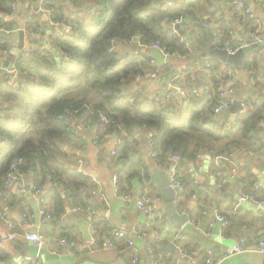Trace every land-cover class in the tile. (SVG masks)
Masks as SVG:
<instances>
[{"label": "crops", "instance_id": "0c3cea01", "mask_svg": "<svg viewBox=\"0 0 264 264\" xmlns=\"http://www.w3.org/2000/svg\"><path fill=\"white\" fill-rule=\"evenodd\" d=\"M168 1L172 0L153 2L155 5L166 6ZM198 1L188 11L200 19L192 21V17L186 16L188 24L185 19L184 25L180 26L181 36L190 49L187 54L174 52L165 54L161 47H153L150 42L142 43L138 35L131 40H119V43H114V50L119 54H145L149 60V68L143 73L135 74L132 81L125 84L123 90L154 97L166 106L170 105L172 101L167 97L166 84L175 75L174 69L155 78L148 77L147 74L155 67L166 63H170L174 68L184 66L194 76L193 79L191 78L193 88L202 91L209 84L206 89L214 92L212 77H216L224 96L235 98V102L239 101L241 110L226 112L234 102L219 115L221 119L231 121L237 119L242 111L254 106L255 101L260 97V83L264 79L255 85L251 83L250 76H240L237 73L235 79L228 77L223 71L224 66L230 65L233 68L234 66L218 59H211L208 56L205 38H211L212 44L216 47L220 44L222 46L219 48H224L225 40L221 41V38L215 34L222 23L227 25V37L240 39L243 46L251 45L252 52L246 58H258L261 65L257 70L259 74L264 72L262 63L264 44L259 46V44L247 43L251 41V30L239 24L241 13L235 14L234 6L231 9L228 0ZM250 1L254 3L256 10L251 7ZM65 2V4L60 3L65 11H74L83 6V2L69 0ZM245 2L254 10L264 32V11L259 4L261 1L245 0ZM10 6L12 10L9 13L0 12V20L3 22L1 26L4 28L0 32L6 33L1 38L7 45V51H3L0 55V86L6 83L5 71L11 70L17 64L20 67L18 80H31L35 62L31 56L33 50L51 44L54 34L67 29L62 23L55 24L51 20L52 12L49 11L51 7L46 5L45 0H15ZM221 14L225 16L222 18ZM29 17L31 19L27 22L26 19ZM31 21L32 26L28 29L27 24ZM6 24L11 26L6 27ZM232 43L236 44V41ZM20 53L24 54L23 58L16 64ZM206 60L209 61L210 67L204 70L202 66ZM185 73L179 78L181 84L185 83ZM213 96L212 93L211 97ZM260 103L259 101V106ZM73 123L74 135L63 144L67 154L65 163L76 167L78 171L82 170L83 175L88 176L93 182L94 188L90 195L85 197L86 200H82L62 184L36 172L33 168L21 167L19 173L22 175V181L11 186L7 185L12 195L3 201L6 219L0 218V238L10 232L9 221H11L15 223L17 230L23 229L24 226H27L28 231L42 230L46 236L47 246L39 250L32 241L18 234L11 240L0 242V252L6 254L0 253V262L4 264H31L36 261L39 264H133L132 259L135 258V264H150L152 259H155L157 264H206L205 252L206 249H211L214 255H219L221 258L218 264H264V253L257 247L258 241L264 240V215L250 203L241 204L234 211L239 190L252 191L257 198L264 201V119L259 125V137L251 142L250 149L234 151L230 157L223 160L201 154L199 157L195 156L182 162L181 165L177 164L179 179L187 182L185 188H181L179 194H176L177 213L187 215V220L182 225L170 221V215L165 212L167 204L159 194L155 171L167 173L168 165L160 167L151 155L150 141L153 136L151 129L141 127L129 135L134 149L128 152L127 156L121 157L119 149L121 145L117 143L116 134L104 132L94 143L97 132L95 125L90 127L80 119ZM235 168L237 170L234 177L229 178V183L219 185L223 177L216 173L221 171L224 175ZM115 174L118 176L121 190L135 196L143 195L147 191L145 182L151 177L152 186L149 191L154 196L157 209L163 215L162 218H148L137 210L132 201L117 198L112 180ZM34 179L43 184L44 202L42 203L26 191ZM50 188L60 195L63 202V211H59L56 215L55 203L48 196ZM15 198L17 200H14ZM42 208L49 214V218L42 227H38L37 223L41 218L39 211ZM217 214L228 219L226 227L216 218ZM60 217H64L63 223L60 222ZM84 224L87 231L82 228ZM133 226H136L141 234L140 237L134 236L133 250L123 241H118L112 248L101 247L110 227L129 230ZM180 229L183 234L182 239L173 242L174 234ZM62 233L66 235L63 237L74 242L73 247L60 243ZM239 238L245 239L244 251L232 252L231 246ZM178 243L186 249L185 258H182L176 250Z\"/></svg>", "mask_w": 264, "mask_h": 264}, {"label": "trees", "instance_id": "16d2710c", "mask_svg": "<svg viewBox=\"0 0 264 264\" xmlns=\"http://www.w3.org/2000/svg\"><path fill=\"white\" fill-rule=\"evenodd\" d=\"M13 1L0 0V12L9 13ZM69 1L83 2V6L65 11L58 0H45L53 10L51 20L68 28L53 35L51 48L33 50L31 80H17L0 93V215L4 213L3 201L12 195L5 177L12 161L18 158L20 168L31 167L86 200L94 184L76 167L65 163L67 154L63 147L73 137V122L78 119L90 127L95 125L98 137L104 132L120 136L121 157L134 149L129 135L141 127L151 129L155 161L163 167L175 154L181 165L197 154L223 160L234 151L252 147L251 142L258 139L259 125L264 119V80L254 106L242 111L232 127H227L225 120L213 113L215 100L222 90L216 77H212L214 92L205 88L194 93L192 74L186 69L182 84L185 95L169 106L154 97L123 90L135 74L149 68V60L145 54H119L114 50L115 39L128 41L138 35L142 43L156 42L169 53L185 55L189 46L181 33L169 26L168 20L180 15L184 21L186 16L192 17V21L199 20L200 17L188 11L198 0H172L166 6L155 5L154 0ZM260 1L264 11V0ZM228 2L232 9L233 0ZM240 18L241 26L254 28L251 20ZM31 24L32 21L27 24L28 29ZM216 33L221 41L225 40L227 25L222 23ZM6 49L0 37V55ZM242 66L257 72L261 65L257 57H248ZM101 116L108 122L102 121ZM180 182L184 189L187 182ZM48 196L55 203L54 214L63 211L62 199L54 189H49ZM63 236L66 235L62 233Z\"/></svg>", "mask_w": 264, "mask_h": 264}, {"label": "built area", "instance_id": "2783aa9c", "mask_svg": "<svg viewBox=\"0 0 264 264\" xmlns=\"http://www.w3.org/2000/svg\"><path fill=\"white\" fill-rule=\"evenodd\" d=\"M234 2V9L233 12L235 14H240L241 13V17L242 19H248L251 20L254 23V28L250 31V37H251V41L250 43L252 44H264V32L261 26V23L259 22V19L257 18V15L255 14L254 10L245 2V0H233ZM167 4H171L170 1L167 2ZM43 8L44 5H43ZM50 13L52 12V9H49ZM30 17L26 19V21H30ZM55 24H60V22L54 21ZM169 26L175 31L177 32V30L174 28L176 25H179V27L184 23V16L180 15L178 17L172 18L170 20H168ZM66 28H68L66 26ZM0 30H4V28L1 26ZM231 36H228L225 41H224V48L227 50V52L229 54H234L239 48L243 47L242 42L240 41V39H234ZM232 41H236V44H233ZM151 45L153 47H161L158 43L153 42L151 43ZM161 49L163 51H165V54H168V52L161 47ZM7 51V50H6ZM24 54L20 53L16 59V64L19 60H21L22 56ZM151 63H153V61H151ZM209 61L206 60L203 63L202 69L207 70L210 65H209ZM173 70L175 71V75H173L172 78L169 79V81L166 84V93H167V97L169 98V100L173 101L176 98H179V96H184L185 95V88L182 86V84L180 83V76L183 75V73L186 70V67L184 66H178L176 68H174L170 63H166L164 65L161 66H157L155 67L152 71H150V73L147 74L148 77H152L155 78L157 77L159 74L165 73V72H169V70ZM20 69L18 68V66H14V68H11V70H7L5 71L6 73V83L4 85L0 86V93L1 90L3 88H5L8 85H14L15 81L18 80V74H19ZM224 73L230 77V78H237V73L234 71V68L231 67L230 65H225L223 68ZM243 74L246 76H250L251 77V83L253 84H257L259 81H262L264 79V72L262 73H257L255 71H252L250 69L247 68H243ZM191 78L193 79L194 76L191 75ZM207 82L209 83V79H207ZM209 84L205 86V88H208ZM192 91L194 93L198 92V89L196 87H194L192 89ZM1 99V97H0ZM235 102V98L233 97H225L223 92H219L217 99L215 100V105L213 107V113L216 115H220L221 112L227 108L230 107V105H232ZM1 103V101H0ZM100 119L102 121H104L105 123L108 122V119H106L104 116H101ZM237 119H233L231 121L227 120L225 121V125L227 127H232L233 125L236 124ZM98 135L95 134L94 136V143H96V141H98ZM117 143L121 142V137L117 135ZM150 146L152 147V151H151V155L155 158L156 156V152L154 151V143L151 140L150 141ZM112 153L114 154L115 151L113 150ZM201 154H197L196 156H200ZM220 158V157H217ZM179 161V156L178 155H172L171 157V162L168 164V168H167V175H168V181H169V187L171 189H176L178 188L179 191L182 188V184L179 180L178 174H177V164ZM20 165H21V159H15L12 161L11 163V169L9 170V172L7 173L6 177H5V183L8 186L13 185L14 183H18L20 181H22V175L21 173H19V169H20ZM159 165V164H158ZM160 166V165H159ZM161 167V166H160ZM236 168L235 169H231L229 173L222 175L221 171H218L216 174L218 176L223 177L219 183V185H223V184H228L229 183V178L230 177H234V174L236 172ZM79 172H81L83 174V171L79 169ZM225 173V172H224ZM231 174V176H229ZM113 183H114V192H115V196L123 201H132L137 210L141 213H144L145 215L148 216V218H152V219H161L162 218V214L158 211L157 206L155 204V200H154V196L150 193L149 188H151L152 186V179L151 177L145 182V187H147V191H145V193L143 195H130L126 192H123L120 189L119 183H118V176L115 174L113 175ZM256 187V186H255ZM42 190H43V184L40 183L39 181H36L35 179L29 184L28 188L26 189V191L37 198V200L42 203L44 202V196L42 194ZM22 191H25V189H22ZM238 198L237 201L234 205V211H236L238 209V207L241 204L244 203H250L252 204L255 209L257 211H259L262 215H264V201L257 198L254 193L252 191H242L239 190L238 191ZM176 194L178 195V192H176ZM39 214L41 215L40 220L38 221L37 225L38 227H42L45 223V221L49 218V214L44 210V208H42L39 211ZM62 216H64L62 214ZM0 218H4L6 219V214L5 212L2 213L0 215ZM216 218L221 221V223L223 224V226H227L228 225V220L222 216L217 214ZM64 221V217H60V222L63 223ZM9 227H10V232L7 233V235L3 238H0V242H3L6 239H13L16 235L20 234L21 236H23L26 240H30L34 243V245L37 247V249H43L44 247L47 246V242H46V236L44 234V232L40 229H36L35 231H28L27 230V226H24L23 229H16V225L14 222L9 221ZM140 237L141 234L140 232H138V229L136 226L131 227V229L127 230V229H122V228H112L110 227L109 233L104 237L102 243H101V247L103 248H112L114 246H116V243L118 241H123L126 246L130 249L133 250V247L135 245L134 242V236ZM183 237V234L181 232V229L176 232L174 234L173 237V242L181 240ZM60 243L61 244H68L70 247H73L75 244L73 241L65 238V237H61L60 238ZM257 247L258 250L262 253H264V240H260L257 243ZM245 248V239L244 238H239L237 241H235L233 243V245L231 246V251L232 252H242L244 251ZM176 250L178 252V254L182 257L185 258L187 256L186 253V249L180 245L179 243L176 244ZM206 256H205V263L206 264H218L219 260L221 261V258L216 255H214V253L212 252L211 249H206L205 252ZM168 256V255H167ZM132 263L135 264L136 260L135 258L132 259ZM31 264H39L38 261L36 262H32ZM150 264H157L155 259H152V262Z\"/></svg>", "mask_w": 264, "mask_h": 264}, {"label": "water", "instance_id": "95a60500", "mask_svg": "<svg viewBox=\"0 0 264 264\" xmlns=\"http://www.w3.org/2000/svg\"><path fill=\"white\" fill-rule=\"evenodd\" d=\"M59 1L61 4L66 3L65 0H59ZM250 5L254 10H256V7L252 1H250ZM174 28L177 31H179V33H182L179 25H176ZM5 35H6L5 32H0V37H4ZM249 42L250 41H247V43ZM114 43H119V39H115ZM205 43L208 46V56L211 57V59H218L224 63L232 64L234 66V71L236 73L240 74V76H245L243 74V68L241 66V63L246 58V56L252 52L251 45L243 46L239 48L234 54H229L225 48H218L215 45H213L211 38L209 37L205 38ZM259 46H261V44H259ZM46 47L51 48V44H47ZM239 109L241 110V104H239V101L237 100L228 110H226V112H229L230 110L236 112ZM155 178L157 181L159 194L167 204V207L165 208V212L170 215V221L176 225H182L187 220V215L186 214L179 215L177 213L176 192H178L179 194L180 192L179 189L178 188L171 189L169 187L167 173L157 170L155 171ZM72 219L74 220L75 218L73 217ZM82 228H84L85 231H87L85 224L82 226ZM86 239H89V237L88 238L86 237ZM0 264H4V263L0 262Z\"/></svg>", "mask_w": 264, "mask_h": 264}, {"label": "rangeland", "instance_id": "374dc122", "mask_svg": "<svg viewBox=\"0 0 264 264\" xmlns=\"http://www.w3.org/2000/svg\"><path fill=\"white\" fill-rule=\"evenodd\" d=\"M52 44V43H51ZM51 47H52V45H51ZM9 50V49H8Z\"/></svg>", "mask_w": 264, "mask_h": 264}]
</instances>
